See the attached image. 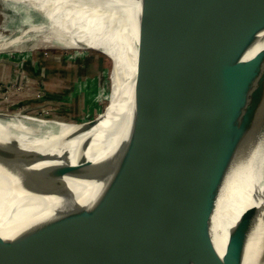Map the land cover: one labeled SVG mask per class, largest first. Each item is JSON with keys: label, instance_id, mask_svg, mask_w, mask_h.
I'll list each match as a JSON object with an SVG mask.
<instances>
[{"label": "water", "instance_id": "obj_1", "mask_svg": "<svg viewBox=\"0 0 264 264\" xmlns=\"http://www.w3.org/2000/svg\"><path fill=\"white\" fill-rule=\"evenodd\" d=\"M0 5L6 8L1 0ZM34 19L44 21L37 16ZM262 31L264 0H141L135 64L132 41L124 73L130 100H126L123 116L129 120L132 108L133 114L121 155L97 164L80 157L76 164L65 161L44 171L28 168L54 159L19 144L5 150L2 157L7 162L3 170L19 173V186L38 195L60 194L72 202L71 189L61 181L65 176L91 180L106 172L110 176L106 186L88 207L74 204L73 209L32 227L15 240L0 236V264H192L187 250L210 257L201 264H242L248 238L243 226L255 218L253 207L241 214L222 256L209 234L210 218L197 223L192 219L202 206L204 188L211 194L202 200L216 198L214 191L229 160L244 141L233 137L229 141L211 101L221 98L233 106H255L263 101V82H256L249 69L238 74L229 87L224 76L228 65L219 63L202 68V79L190 85L186 70L194 52L224 49ZM77 47L109 60V97L116 52L108 55L105 49ZM96 63L100 67V61ZM99 78H92L95 86L89 85L86 96L88 110H97L96 114L81 122L63 121L81 125L78 134L97 125L111 104L107 98L103 109L95 108L100 98ZM51 93L44 94L53 101ZM228 94L231 97L226 98ZM231 112L230 121L236 125L253 115L258 122L262 117L255 108L254 114Z\"/></svg>", "mask_w": 264, "mask_h": 264}, {"label": "bare ground", "instance_id": "obj_2", "mask_svg": "<svg viewBox=\"0 0 264 264\" xmlns=\"http://www.w3.org/2000/svg\"><path fill=\"white\" fill-rule=\"evenodd\" d=\"M1 1L16 16H20L17 12V8H20L24 18L19 21L0 14L3 18L0 29L10 34L21 32L13 38L6 39L1 36L0 49H9L20 44L29 32H43L45 35L42 41L49 45L54 42L56 47L76 48L82 45L105 49L108 55L111 51L116 52L115 67L111 74L113 91L108 97L111 104L93 128L78 134L79 129H82L81 125H62L34 119L35 128H27L24 127L26 117L22 118L24 122L18 118L9 123L0 122V236L5 240H15L32 227L73 209L74 204L82 207L92 205L106 186L110 178L106 172L103 176L91 180H75L65 176L61 181L66 182L71 189L74 196L72 202L64 200L60 194L38 195L19 186V173L3 170L7 162L3 161L2 157L5 150L19 144L22 149L50 155L48 157L54 159L37 162L28 168L44 171L64 165L65 161L76 164L80 157L97 164L114 161L121 155L129 138L133 114L132 108L129 120L123 116V108L129 97L124 73L128 71L127 56L128 53L131 55L132 41L135 64L141 0ZM35 16L44 21L34 23L32 19ZM254 56L258 59L253 60ZM219 63L228 65L224 76L229 87L236 82L238 74L242 71L248 73L249 69H252L250 71L254 73L250 74L254 75L256 82H263L264 88V31L224 49L207 48L194 52L186 70L187 77L191 78L190 85L202 79V68H213ZM119 85H122L121 89ZM226 89L225 87L222 91ZM228 96L231 97L228 94L226 98ZM211 104H215L229 141H233L232 137L244 141L229 160V167L219 183V188L214 191L216 198L202 200L205 195L211 194L209 188L202 190V206L198 208L197 218L192 219V222L210 218L209 234L215 249L222 256L241 214L247 208L253 207L256 211L255 218L250 224L243 226L248 238L242 264H264V246L261 247L262 243L264 244V125L261 124V118L264 116V98L255 106L244 104L245 108L240 104L229 105L221 101V98L215 103L211 101ZM253 108L260 113L259 117L262 115L259 122L258 117L256 120L253 118L254 115L240 125L230 121L231 111H234L233 114H254ZM125 120L128 121L126 126ZM221 150L222 147L219 148V153ZM185 253L191 258L192 264H201L202 259L210 258L190 250ZM214 260L213 262L217 261L216 258Z\"/></svg>", "mask_w": 264, "mask_h": 264}, {"label": "rangeland", "instance_id": "obj_3", "mask_svg": "<svg viewBox=\"0 0 264 264\" xmlns=\"http://www.w3.org/2000/svg\"><path fill=\"white\" fill-rule=\"evenodd\" d=\"M17 12L20 16H16L10 9L6 10L2 6L0 8V14L22 21L24 14L20 8H17ZM2 19L0 15V24ZM33 22L38 23L39 20L34 19ZM19 34V31L10 34L0 29V37L4 36L6 39ZM43 35V32H29L20 44L12 46L13 48L0 49L1 123L13 122L15 118L24 122L22 118L26 117L24 127L33 128L36 125L34 119L39 122L56 120L55 124L62 125H74L67 124L64 120L85 121L97 112L88 110L86 101L90 88L95 86L92 82L95 76L100 77V98L95 108L101 110L107 103L109 60L83 47L56 48L54 42L50 45L43 42ZM96 61H100V67ZM87 79L89 83L85 82ZM48 92H52L49 95L53 96V101L44 94ZM107 111L108 108L103 114ZM261 124L264 125V116Z\"/></svg>", "mask_w": 264, "mask_h": 264}]
</instances>
